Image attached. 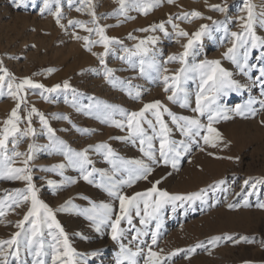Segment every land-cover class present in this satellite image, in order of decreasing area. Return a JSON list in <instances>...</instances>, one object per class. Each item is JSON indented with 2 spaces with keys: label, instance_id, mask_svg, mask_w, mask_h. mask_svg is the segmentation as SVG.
<instances>
[{
  "label": "rangeland",
  "instance_id": "rangeland-1",
  "mask_svg": "<svg viewBox=\"0 0 264 264\" xmlns=\"http://www.w3.org/2000/svg\"><path fill=\"white\" fill-rule=\"evenodd\" d=\"M222 2L223 0H176L175 4H168L167 0H161L160 6L146 15L129 11L128 16L134 19L125 20L123 16L112 15L118 7L113 0H90V3L89 0H72L71 7L68 0H60L63 14L61 23L66 26V30H62L48 11L41 14L43 0H26V4L20 7L16 6L14 0H0V61L8 72L15 76L17 81L28 77L46 88L56 84L62 85L65 80L70 85L68 92L61 90L58 93H45L48 100L42 98L40 89H28L27 104L22 105L20 115L22 118L25 117L27 110L34 107L37 112L45 116L56 138L63 141L66 148L73 151L89 149L87 155L92 162L89 170L92 168L97 170L93 177L95 183L89 184L79 179L78 170L70 167L63 170V175L56 171L42 170L51 169L54 165L61 163L67 164V162L63 155L50 154L49 149L45 147L48 144V135L40 123L39 116L35 114L31 118L35 135L30 139L24 138L16 150L27 152L29 143L37 146L38 150L34 153L33 160L29 162V167L32 169L31 174L38 198L53 209L57 222L64 229L71 247L77 253V259H83L86 264H116L120 248L119 243L110 239L109 226H103V230L97 233L93 223L80 212L93 204H109L113 211L117 212L118 201L110 197L103 188L96 187V183L108 184L107 176L111 177L112 182L128 178L127 173L122 169L112 175V165L104 158L106 150L97 151L95 146L107 144L122 160L144 159L139 151L138 141L133 143L132 140L124 139L127 131H121L103 122V114L95 107L89 114L87 106L90 103L100 102L101 106L108 104L114 108L132 112L138 111L144 103L160 100L177 116L190 118L196 116L192 109L195 108L198 77L184 84L189 94L188 107L181 108L179 103L174 104L167 100L159 80L153 82L141 77L138 67L133 69L129 64L122 62L119 56L124 53L120 49L132 48L138 40L154 36L157 42L149 47L153 48L157 59L163 62L169 55L181 52L183 50L181 45L186 40L180 38L179 44L175 42L171 24H166V31L171 34V38L165 36L159 29L154 32H141L139 29L167 21L170 16L175 20V17L182 12L193 10L199 11L204 17L210 16L213 20L221 21L225 19V14L211 11L209 6ZM226 2L229 9L226 13L228 19L226 26L229 29L227 35L223 26L217 28L208 19H192L191 22L175 20V23L189 34L198 30L201 24L209 25L210 33L195 45L193 55L188 57L189 64L199 63L202 60H218L225 70L233 73V79L244 84L248 82V77L240 74L239 69L223 56V53L231 46L230 33L241 31L238 18L246 15L241 12L244 0H226ZM248 2L254 6L257 17L253 30L258 37L264 39V24L259 22L260 14L264 12V0H248ZM52 7L54 10L55 5ZM77 7H82L84 12H77L75 10ZM89 8L95 11L99 18V25L106 29V35L122 42L111 47L109 54L104 57L105 63L108 68L114 70L116 78L126 83L130 82L133 90L138 87L142 91L140 101L131 99L125 91L119 87L113 88L104 80L103 67L92 54L103 52L101 46H93L89 52L84 49L82 40L73 39V32L81 37L88 33L78 27L68 26V21L78 20L89 23L91 21V16L87 14ZM89 26H91L90 23ZM129 34L135 36L137 40L128 39ZM91 38L98 39L95 35ZM261 54L260 50H254L249 62L264 63V61L256 60V56ZM134 59L138 64V58ZM166 67L169 69L168 74H172L180 65L170 63ZM152 75L155 74L152 73ZM249 75L254 76L255 73H249ZM250 95L259 98V89L253 88L241 93L229 92L227 95H221L218 103L223 107L233 108L238 103L246 102ZM73 103L76 107H73ZM14 106L15 103L8 96L0 97V126ZM255 107L259 108V105ZM77 108L81 110L77 111ZM230 115L231 119L220 120L214 124L224 142L229 145L228 147L225 148L223 144L216 148L204 146L201 140L200 144L204 147V151H200L195 144H190L191 151L181 157L178 170L163 164L153 166L154 171L148 180H140L132 187L122 186L120 189L123 194L130 196L136 192L147 191L151 188L152 182L157 180L161 181L157 185L158 189L170 194H188L206 189L202 199L185 202L183 207L178 205L175 212L172 211L171 206H167L162 213V226L159 229L157 245L153 246V249L156 251L163 249L165 256L177 249L183 250L171 258L170 264H264V210L256 207L257 203H264V183L257 184L255 189L252 188V184L264 180V126L261 124V121H264V111L247 118L233 113ZM56 117H68V119ZM148 118L153 119L150 115ZM112 119L123 118L119 113H114ZM164 119L171 129L170 138L176 141L185 140L188 143V140L172 124L171 119L166 115ZM199 119L203 124H207V115ZM27 125L28 121L23 119L19 126L23 130ZM144 127L147 129V125ZM148 134H152L150 129ZM9 147L11 148V145ZM153 148L158 157L157 140L153 141ZM22 159L18 158L13 166L22 167ZM101 171L107 176L101 177L99 175ZM66 177L76 179L77 183L65 184ZM48 180L63 186L55 189L54 194L53 188L47 183ZM221 180L224 183L219 187L209 188V185H215ZM246 180L249 181L247 185L244 183ZM25 187L26 184L21 181L0 179V198L13 193L15 189ZM245 198L248 201L247 207L244 206ZM230 203L238 206L229 209L227 205ZM61 206L64 207V211L58 210ZM27 207L28 205H24L15 208L3 217L4 223L0 224V240H7L18 231L14 225L23 218ZM131 215L132 225L126 221L121 222L124 229H131V231L126 232L120 243L131 251H136L138 242L130 243L132 235L136 230L147 231L148 235L140 237V240L144 242L140 245L144 251L135 258L137 264H145L144 257L147 253V245L151 243V231L156 230L155 221L151 220L147 225L140 224V219L143 217V204H141L140 216H136L134 209ZM29 226L25 224V228ZM48 232L46 227L42 229L44 250L47 253L44 259L46 264H51V248L48 245L52 244L53 240ZM229 236L233 239H224ZM213 237L221 238L216 247L208 244ZM241 238L254 242L248 243ZM237 240L241 242L236 243ZM199 243L210 248V253L205 248H197L195 253L188 254L189 259H185L186 250ZM93 251L99 254L95 257L90 256ZM9 260L10 264H16L11 257ZM20 260L22 264H32L33 257L24 247L20 248ZM122 264H128V261L124 260Z\"/></svg>",
  "mask_w": 264,
  "mask_h": 264
},
{
  "label": "snow or ice",
  "instance_id": "snow-or-ice-1",
  "mask_svg": "<svg viewBox=\"0 0 264 264\" xmlns=\"http://www.w3.org/2000/svg\"><path fill=\"white\" fill-rule=\"evenodd\" d=\"M68 2L69 7H71L72 0H68ZM113 2L118 7L112 15L123 16L125 20L134 19V17L128 16L129 11H137L142 15H146L161 4V0H113ZM175 2L176 0H167L168 4H175ZM14 3L17 7H20L26 4V0H14ZM53 5H55L54 10ZM75 10L81 13L84 12L82 7H77ZM209 10L225 14V19L221 21L213 20L212 17H204L199 11L193 10L191 12H182L175 17V20L191 22L192 19H208L217 28L223 26L224 32L227 35L229 29L226 26L228 23L226 13L229 9L226 0H223L220 4L209 6ZM45 11H48L53 16L59 28L66 30V26L61 23L63 14L60 0H43V7L40 8V12L43 14ZM241 12L246 13V15L238 18L241 31H232L230 33L231 46L227 48L223 56L239 69L240 74L248 77V82L244 84L233 79V73L225 70L218 60H202L199 63L189 64L188 57L193 55L195 45L199 44L202 38L210 33V28L207 24H201L198 30L189 34L181 29L175 23L174 18L170 16L167 21L153 24L148 28L139 29L141 32H154L159 29L165 36L171 38V34L166 31V24H171L176 38L175 42L179 44L180 38L186 40L181 45L183 49L181 52L169 55L163 62L157 59V54L152 47H149V45L154 46L157 42V38L154 36H148L146 39L138 40L132 48L123 47L120 49L124 53L119 56L122 62L129 64L133 69L138 67L141 77L148 78L153 82L159 80L167 100L174 104L179 103L181 108L188 107L189 94L184 88V84L198 77L199 85L198 91L195 94V108L192 109L196 116L191 118L188 116H177L160 100L144 103L138 111L132 112H126L122 108L117 109L108 104L101 106L100 102H96L95 104L90 103L87 106L89 114H91V110L95 107L97 111L103 114V122H107L110 126L121 131H127V136L124 139L132 140L133 143L138 141L139 151L144 157V159L122 160L116 156L107 144L95 146L97 151L101 149L106 150L104 158L112 165V175H115L121 169L128 175L127 179L112 182L111 177L101 171L99 175L101 177L107 176L109 183H96V187L103 188L110 197L118 201L119 209L117 212H114L109 204H93L90 208L83 209L80 212L81 215H84L86 219L93 223L97 233L101 232L105 225L110 227V239L113 242L119 243L120 248L116 264H122L124 260L128 261V264H137L135 258L144 251L140 246L144 243L140 240V237L148 235L149 233L147 231L136 230L135 234L132 235L130 243L138 242L136 251H131L123 243H120L126 235V232L131 231V229H124L121 226V222L126 221L129 225H132L131 212L134 209L136 216H140L141 204H143V217L140 219V224L147 225L151 220H154L156 228L155 231H151V243L147 245V253L144 257L145 264H170L171 258L183 250L177 249L165 256L163 255V249L159 251L153 249V246L157 245L158 242L159 229L162 226V213L167 206H171L172 211L175 212L178 205L183 207L185 202L200 200L206 192V189H200L198 192L188 194H170L165 190L158 189L157 185L161 183L160 180L152 182L151 188L147 191L136 192L130 196L123 194L120 190L121 187H132L137 181L148 180V177L154 171L153 166L163 164L164 166H171L173 170H178L181 157L191 151L190 144H195L200 151H204V147L200 144L201 140L204 146L216 148L223 144L225 148L228 147L229 145L224 142L221 133L214 127V124L220 120L226 121L231 119L230 113L247 118L249 116H256L258 112L264 111V63L254 64L249 62L254 50H260L262 53L256 56V60L264 61V39L258 37L253 30V25L257 17L254 12V6L248 0H244V7L241 9ZM87 14L91 16V21L89 22L91 26H89V23L78 20L68 21V26L78 27L88 33V35L81 37L73 32V39L82 40L84 49L89 52H91L93 46H101L103 52H93L92 54L99 60L103 67L104 80L111 84L113 88L119 87L122 91H125L131 99L140 101L142 91L138 87L133 90L130 82L126 83L116 78L114 76V70L108 68L105 63L104 57L109 54L111 47L113 45H119L122 42L106 35V29L99 25V18L96 16L95 11L89 8ZM259 22L264 24V12L260 14ZM93 35L98 37V39H92L91 37ZM127 38L137 40L132 34H129ZM134 58H138V64ZM170 63H178L180 65L172 74H168L169 69L166 67ZM152 73L155 75H152ZM249 73H255V75L250 76ZM253 88L259 89V98L250 95L246 102L242 104L238 103L233 108H226L218 103L221 95H227L229 92L241 93ZM28 89H40L42 98L48 100V96L44 95L45 93H58L61 90L68 92L70 85L65 80L62 85L56 84L53 87L46 88L43 84L35 83L28 77L17 81L16 77L12 76L4 67L3 62L0 61V97L6 95L15 103L7 118L2 121V126H0V179L21 181L26 184L24 189H15L13 193H9L3 198H0V224L4 223L3 217L9 211H14L15 208L28 205L23 218L14 225L18 231L13 233L7 240H0V264H10L9 257L16 264H22L20 260L21 247H24L27 253L33 257L32 264H46L44 257L47 253L44 250L45 243L42 239V229L44 227L49 230L48 235L53 240V243L48 245L51 248V264H86L83 259H77V253L71 247L64 229L57 222L53 209L38 198L37 188L31 174L32 169L29 167V162L33 160L34 153L38 150L37 146L34 143H29L27 152L16 150L24 138L30 139L35 135V131L31 126L32 116L34 114L39 116L41 125L46 129L48 144L45 147L49 149L50 154H61L67 162V164L61 163L54 165L51 169H42L43 171H56L60 175H63V170L66 167H70L78 170L79 179L93 184L95 183L93 179L94 173L97 170L95 168L89 170V165L92 163L87 155L89 149L73 151L70 148H66L63 141L56 138V134L49 126L48 120L43 114L37 112L36 108L33 107L27 110V115L23 118L21 117L20 111L22 105L27 104L26 97ZM73 94L75 95L74 90ZM257 104L259 108L255 107ZM73 107H76L75 103H73ZM80 110V108H77V111ZM114 113H119L123 119H112ZM149 115L153 119H149ZM165 115L171 119L172 124L188 140V143L185 140L176 141L170 138L171 129L165 122ZM205 115H207L206 125L199 119V117ZM56 118L68 119V117ZM23 119L28 121V125L22 130L19 125ZM261 124L264 126V121H261ZM144 125H147V129ZM148 129L151 130V135L148 134ZM202 133L204 134L202 135ZM154 140H157L159 143L158 157L153 148ZM9 145H11V148ZM209 155H212V153H209ZM18 158H23L21 160L22 167L13 166ZM216 158L221 159L222 157ZM228 159L232 158L228 157ZM47 183L53 188L54 194L55 189L63 186L57 185L52 180H48ZM76 183L77 180L74 178H65V184L74 185ZM223 183L224 181L221 180L215 185H209V188L219 187ZM244 183L247 185L249 181L246 180ZM260 183H264V180L252 184V188L255 189L256 185ZM237 206L231 203L227 205L229 209ZM244 206H248L246 198L244 200ZM256 207L264 210V203H257ZM58 210L64 211L65 209L61 206ZM26 223L30 225L28 228H25ZM5 226L7 225L5 224ZM53 229L55 231H52ZM224 239L232 240L233 238L229 236ZM220 240V237H213L208 241V244L216 247L219 245ZM241 240L248 243L254 242L246 238H241ZM235 242L239 243L241 241L237 240ZM197 248H205L210 253V248H207L203 243H199L194 247L188 248L184 258L189 259L188 254L195 253ZM98 254L97 251H93L90 253V256L95 257Z\"/></svg>",
  "mask_w": 264,
  "mask_h": 264
},
{
  "label": "bare ground",
  "instance_id": "bare-ground-1",
  "mask_svg": "<svg viewBox=\"0 0 264 264\" xmlns=\"http://www.w3.org/2000/svg\"><path fill=\"white\" fill-rule=\"evenodd\" d=\"M228 220V219H227Z\"/></svg>",
  "mask_w": 264,
  "mask_h": 264
}]
</instances>
